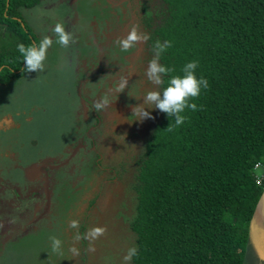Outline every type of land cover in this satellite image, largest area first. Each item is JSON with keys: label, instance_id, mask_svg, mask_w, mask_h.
<instances>
[{"label": "rangeland", "instance_id": "obj_1", "mask_svg": "<svg viewBox=\"0 0 264 264\" xmlns=\"http://www.w3.org/2000/svg\"><path fill=\"white\" fill-rule=\"evenodd\" d=\"M140 1L41 0L22 9L39 40L54 43L42 73L0 86V264H133L125 257L136 249V161L160 119L144 96L161 92L146 76L144 44L127 52L117 44L137 26ZM57 22L74 37L69 47L55 43ZM122 79L127 87L117 92ZM104 96L110 104L98 112ZM137 106L152 118L138 120ZM34 163L57 167L48 171L50 202ZM97 227L106 232L87 238ZM51 237L62 241L61 253ZM248 252V264H264V222Z\"/></svg>", "mask_w": 264, "mask_h": 264}, {"label": "trees", "instance_id": "obj_2", "mask_svg": "<svg viewBox=\"0 0 264 264\" xmlns=\"http://www.w3.org/2000/svg\"><path fill=\"white\" fill-rule=\"evenodd\" d=\"M40 3L0 0L2 87L29 74L17 45L40 40L22 9ZM136 21L152 59L157 41L171 42L159 63L174 71L161 93L192 61L209 86L181 126L158 110L136 161L132 262L248 264L264 198L255 170L264 164V0H141Z\"/></svg>", "mask_w": 264, "mask_h": 264}, {"label": "clouds", "instance_id": "obj_3", "mask_svg": "<svg viewBox=\"0 0 264 264\" xmlns=\"http://www.w3.org/2000/svg\"><path fill=\"white\" fill-rule=\"evenodd\" d=\"M53 34L56 37L55 43L62 47H69L71 43H74L73 35L65 30L62 23L57 22L52 29ZM150 37L145 33H138L137 26H132L129 34L126 38L119 39L117 44L121 47L122 51L127 52L129 49L138 47L139 43L146 42ZM53 38L51 36H44L37 44H30L27 47L24 44L17 45V50L23 59L26 71L29 73L37 72L42 73L45 70V62L48 56V50L53 46ZM168 47H171V42H165L161 44L156 42L155 58L148 64V70L146 76L148 80L153 84L160 86L164 84L163 77L168 76L174 69H170L159 63L160 54L166 51ZM198 67L197 61L187 63L183 68V75L171 76L167 82V87L160 91H149L144 96L145 105L154 106L160 112L167 114L168 117H175L176 126H181L185 123L186 117L182 115L186 109L197 111V104L192 102L201 95L202 89L208 88V81L203 77L198 78L196 75V69ZM127 87V80L122 79L118 87L117 92H123ZM110 104V100L107 96L102 97L95 104V109L99 111L105 110ZM133 115L138 117V120L143 121L150 119L151 114L146 110L144 106H137L133 108ZM172 130L171 125L167 129ZM72 228H78V221L73 220L70 225ZM106 232L104 228H93L89 231L87 238L96 239L102 236ZM81 237L78 235L77 239ZM52 251L55 253H61L62 241L57 237H51ZM94 251V249H92ZM71 252L74 255H79L76 248H72ZM135 255V249H130L126 260L131 259ZM264 259V257H261Z\"/></svg>", "mask_w": 264, "mask_h": 264}, {"label": "flooded vegetation", "instance_id": "obj_4", "mask_svg": "<svg viewBox=\"0 0 264 264\" xmlns=\"http://www.w3.org/2000/svg\"><path fill=\"white\" fill-rule=\"evenodd\" d=\"M137 49H140L139 46L136 47V50H137ZM137 52H138V51H137ZM129 66H130V63H127V64L125 65L124 68L128 69ZM12 155L15 156V159H16V154L13 153ZM51 167H52V166H46V165H43V164H41V163H34L33 168H31L32 170L38 168L39 175H38L37 178H40V177L42 176V177H44V179L46 180V190H47V200H46V202H50V199H51V195H50V191H49V183H48V179H49V177H48V171H49L50 169H53V168H51ZM29 173H31V170H30ZM30 177H31V176H30ZM1 185H2V184H1ZM2 186H3V185H2ZM2 186H1V187H2ZM3 189H4V188H3ZM5 189L8 190V191H11L13 195H16V193H15L14 191H12L10 188L5 187ZM35 218H36V221H38V220L40 219L39 215H37V217H35Z\"/></svg>", "mask_w": 264, "mask_h": 264}, {"label": "bare ground", "instance_id": "obj_5", "mask_svg": "<svg viewBox=\"0 0 264 264\" xmlns=\"http://www.w3.org/2000/svg\"><path fill=\"white\" fill-rule=\"evenodd\" d=\"M264 218V198L258 208L254 223H253V228L255 230L256 227L260 226L262 223V220ZM251 247V245H249ZM249 253V252H248ZM252 253V252H251ZM253 254V253H252ZM254 256V255H253ZM248 262V261H247ZM260 264V263H259Z\"/></svg>", "mask_w": 264, "mask_h": 264}, {"label": "built area", "instance_id": "obj_6", "mask_svg": "<svg viewBox=\"0 0 264 264\" xmlns=\"http://www.w3.org/2000/svg\"><path fill=\"white\" fill-rule=\"evenodd\" d=\"M255 170L257 172L256 181L259 185H261L264 182V164H256Z\"/></svg>", "mask_w": 264, "mask_h": 264}, {"label": "crops", "instance_id": "obj_7", "mask_svg": "<svg viewBox=\"0 0 264 264\" xmlns=\"http://www.w3.org/2000/svg\"><path fill=\"white\" fill-rule=\"evenodd\" d=\"M258 211V210H257ZM257 214V213H256ZM256 217V216H255ZM255 220V219H254ZM263 222H264V218H263V220H262V223L260 224V226H258V227H256L255 228V230H254V228H253V232L255 233V234H257L260 230H262V228H263ZM251 244H252V241H251Z\"/></svg>", "mask_w": 264, "mask_h": 264}, {"label": "water", "instance_id": "obj_8", "mask_svg": "<svg viewBox=\"0 0 264 264\" xmlns=\"http://www.w3.org/2000/svg\"><path fill=\"white\" fill-rule=\"evenodd\" d=\"M67 163H68V162L62 164L61 166H64V165H66ZM61 166H59V167H61ZM51 168H57V167H51ZM252 239H253V237H252ZM263 261H264V259H263Z\"/></svg>", "mask_w": 264, "mask_h": 264}]
</instances>
